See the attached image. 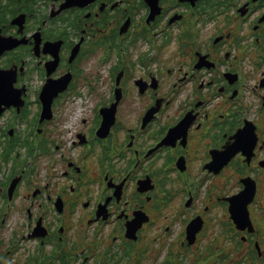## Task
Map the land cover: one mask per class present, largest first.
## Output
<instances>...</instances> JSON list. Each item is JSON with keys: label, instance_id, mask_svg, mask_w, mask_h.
I'll return each instance as SVG.
<instances>
[{"label": "flooded vegetation", "instance_id": "af4514ba", "mask_svg": "<svg viewBox=\"0 0 264 264\" xmlns=\"http://www.w3.org/2000/svg\"><path fill=\"white\" fill-rule=\"evenodd\" d=\"M0 264H264V0H0Z\"/></svg>", "mask_w": 264, "mask_h": 264}, {"label": "rangeland", "instance_id": "374dc122", "mask_svg": "<svg viewBox=\"0 0 264 264\" xmlns=\"http://www.w3.org/2000/svg\"><path fill=\"white\" fill-rule=\"evenodd\" d=\"M65 121H67V122H71L70 120H66V119H64ZM65 129H66V127H64ZM67 137H64L63 139L65 140Z\"/></svg>", "mask_w": 264, "mask_h": 264}]
</instances>
